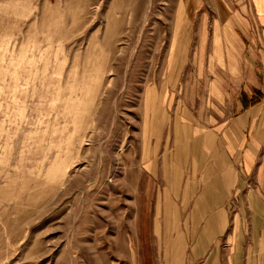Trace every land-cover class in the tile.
I'll return each instance as SVG.
<instances>
[{"label": "rangeland", "instance_id": "rangeland-1", "mask_svg": "<svg viewBox=\"0 0 264 264\" xmlns=\"http://www.w3.org/2000/svg\"><path fill=\"white\" fill-rule=\"evenodd\" d=\"M198 1L0 0V264L206 263L163 244L174 128L262 102L264 48Z\"/></svg>", "mask_w": 264, "mask_h": 264}, {"label": "crops", "instance_id": "crops-1", "mask_svg": "<svg viewBox=\"0 0 264 264\" xmlns=\"http://www.w3.org/2000/svg\"><path fill=\"white\" fill-rule=\"evenodd\" d=\"M249 3L264 48V0ZM246 99L225 125H175L177 149L163 169L162 239L169 256L191 238L193 256L206 255L205 264H264V100ZM183 213H190L188 221Z\"/></svg>", "mask_w": 264, "mask_h": 264}]
</instances>
